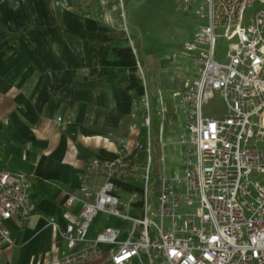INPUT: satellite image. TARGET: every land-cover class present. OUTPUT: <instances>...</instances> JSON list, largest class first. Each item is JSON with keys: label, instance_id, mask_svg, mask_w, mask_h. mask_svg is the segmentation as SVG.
Segmentation results:
<instances>
[{"label": "built area", "instance_id": "obj_1", "mask_svg": "<svg viewBox=\"0 0 264 264\" xmlns=\"http://www.w3.org/2000/svg\"><path fill=\"white\" fill-rule=\"evenodd\" d=\"M256 3L264 4V0H176V11L194 12L204 21L183 51L199 52L198 75L182 91L172 93L189 134V144L183 140L184 173L168 177L162 151L161 187L157 203L150 205L153 143L151 100L146 91L142 121L130 125L131 132L140 126L146 130L145 143L139 134L132 139L133 150L145 151V163L128 158V138L120 140L114 159L90 161L88 170L95 185L91 188L85 178L83 195L69 194L66 200L67 206L82 201L78 218L64 230L54 218L48 220L65 240L59 264H81L99 257L102 244L110 246L111 264H128L135 258L142 262L143 254L150 264H264V9L248 22L245 17ZM118 6L127 31L124 0H118ZM218 38L229 41L226 62L216 59ZM215 93L225 103L223 117L204 112ZM158 100L163 149L168 104L161 92ZM57 122L67 123L62 116ZM30 177L0 169V245L14 244L8 220L25 219L34 212ZM115 180L143 183L142 190L127 201L129 206L142 196L140 216L119 209ZM99 212L129 221L128 237L120 240L121 230L108 226L90 239L89 228Z\"/></svg>", "mask_w": 264, "mask_h": 264}, {"label": "crops", "instance_id": "obj_2", "mask_svg": "<svg viewBox=\"0 0 264 264\" xmlns=\"http://www.w3.org/2000/svg\"><path fill=\"white\" fill-rule=\"evenodd\" d=\"M117 10L118 0H0V169L31 176L35 208L28 218L7 221L14 244L0 245V264H59L65 240L48 220L64 230L78 218L82 201L67 206L66 200L83 195L85 178L95 185L90 161L114 159L128 138V158L143 164L145 151L133 150L132 139L145 129L131 132L130 125L142 121L145 92H161L168 104L195 77L186 59L166 64L155 53L142 64ZM114 183L119 209L140 216L142 196L127 206L139 185ZM108 226L121 230L120 240L131 229L129 221L99 212L88 237ZM101 248L81 264H111L110 246ZM146 262L143 254L142 262L128 264Z\"/></svg>", "mask_w": 264, "mask_h": 264}, {"label": "rangeland", "instance_id": "obj_3", "mask_svg": "<svg viewBox=\"0 0 264 264\" xmlns=\"http://www.w3.org/2000/svg\"><path fill=\"white\" fill-rule=\"evenodd\" d=\"M112 1L114 2L115 0ZM124 4L126 23L129 27L130 35L134 40L138 59L142 64H144L146 57H152L156 53L165 59L166 64L177 63L180 59H186L190 73H193L195 76L198 75L200 68V64L197 61L200 56L199 52L184 54L183 51H185L186 39L193 41L194 33L198 25L204 23L203 20L199 19L194 12L176 11V0H124ZM262 9H264V4L262 3H256L253 7L249 8L245 15L246 22ZM121 11L119 8L116 15L124 23ZM228 50L229 41L226 38H218L215 44L216 59L226 62ZM149 93L152 115L151 140L153 143L149 202L153 206L157 203V192L161 187L160 179L163 164L160 156L162 151L165 154L166 175L168 177H173L176 174L182 176L186 165L182 154V148L185 143L183 140L189 144V134L186 129L184 113L177 105L176 100L172 99V101L169 98L170 102L168 103V113L167 119L164 122L165 129L163 133L165 144L163 149H161V142L159 141L161 118L158 114V95L152 94L150 90ZM163 96L165 97L164 94ZM141 112H143L142 105ZM204 112L211 116L223 117L225 114V103L218 93H215L206 102ZM142 141L143 143L146 142V130L143 131ZM137 185L142 190L143 183Z\"/></svg>", "mask_w": 264, "mask_h": 264}]
</instances>
